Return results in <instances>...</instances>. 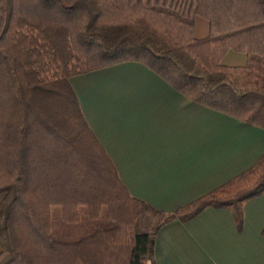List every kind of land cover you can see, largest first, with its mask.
Here are the masks:
<instances>
[{"label":"trees","instance_id":"obj_1","mask_svg":"<svg viewBox=\"0 0 264 264\" xmlns=\"http://www.w3.org/2000/svg\"><path fill=\"white\" fill-rule=\"evenodd\" d=\"M228 51L245 64H222ZM124 62L264 129V0H193L188 16L169 0H0V264H155L163 225L212 207L240 229L264 191L263 154L172 213L132 198L69 83Z\"/></svg>","mask_w":264,"mask_h":264},{"label":"crops","instance_id":"obj_2","mask_svg":"<svg viewBox=\"0 0 264 264\" xmlns=\"http://www.w3.org/2000/svg\"><path fill=\"white\" fill-rule=\"evenodd\" d=\"M196 23L194 36L205 37L207 25L199 36ZM245 62L233 51L221 59L228 66ZM69 83L121 184L163 213L240 175L264 154L263 128L190 101L141 63L114 64ZM241 211L240 229L226 208L166 223L155 236L154 263L264 264V191Z\"/></svg>","mask_w":264,"mask_h":264},{"label":"rangeland","instance_id":"obj_3","mask_svg":"<svg viewBox=\"0 0 264 264\" xmlns=\"http://www.w3.org/2000/svg\"><path fill=\"white\" fill-rule=\"evenodd\" d=\"M169 4L172 8L178 10L183 15L188 16L191 14L193 0H169ZM205 25H207L206 21L203 18L197 16V23H196L197 35L201 36L204 34L206 30ZM225 60H228V58H225ZM231 64H236V63L234 62Z\"/></svg>","mask_w":264,"mask_h":264}]
</instances>
